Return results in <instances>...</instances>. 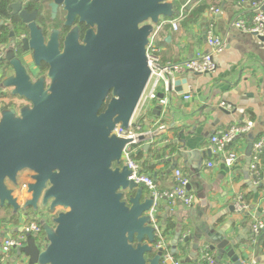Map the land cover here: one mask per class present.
Wrapping results in <instances>:
<instances>
[{
	"label": "water",
	"instance_id": "1",
	"mask_svg": "<svg viewBox=\"0 0 264 264\" xmlns=\"http://www.w3.org/2000/svg\"><path fill=\"white\" fill-rule=\"evenodd\" d=\"M72 2L71 16L96 25V31L89 30L82 45L73 30L62 51L57 32L44 46L21 4L9 6L29 29L24 50L31 51L34 65L43 61L49 70L32 82L13 52L6 53L14 74L2 86L31 106L22 107L18 116L13 109L0 114V204L6 203L14 214L27 208L35 213L41 207L62 209L52 225L42 224L47 242L43 250L28 239L22 252L30 264H161L164 249H155L158 237L149 216L153 198L128 180L130 171L121 165L122 151L131 140L112 132L117 125L129 128L151 75L149 35L160 18L174 15L173 0ZM180 83L186 81L176 82V87ZM253 141L252 136L245 149L248 163ZM24 171L32 173V183L30 199L20 206L5 180L15 184ZM175 238L178 242L179 236ZM215 239L218 245L208 247L218 254L214 264H244L229 242L219 234ZM188 242L185 237L183 243ZM197 251L194 245L184 262L190 263ZM170 253L178 254L176 244ZM223 257L227 260L221 262Z\"/></svg>",
	"mask_w": 264,
	"mask_h": 264
},
{
	"label": "crops",
	"instance_id": "2",
	"mask_svg": "<svg viewBox=\"0 0 264 264\" xmlns=\"http://www.w3.org/2000/svg\"><path fill=\"white\" fill-rule=\"evenodd\" d=\"M239 1L198 0L190 8L203 6V13H191V20L185 16L177 31L166 27L159 36L162 64L188 60L198 51H207L205 34L210 25L226 40V49L214 57L217 70L213 74L179 77V82L186 83H180L168 95L165 114L161 115L157 101L146 99L147 87L132 118L134 124L145 129L155 128L158 121L167 125V131L153 142L138 143L137 151H140L136 155L140 154L141 166L147 161L145 173L152 176L160 190H168L176 185L174 171L179 170L194 196L190 207L162 202L159 209L162 228L164 222L174 225V230L165 236L167 248L171 252L176 244L178 254L173 257L183 262L194 245L198 251L191 262L204 250L216 258L217 252L208 247L218 245L215 237L219 234L232 245L244 264H264V230L254 241L250 233L251 223L264 219V153L259 182L249 171L245 158L250 137L255 140L264 135V38L231 28L235 18L250 17L247 8L238 5ZM215 10L220 13L215 15ZM157 92L160 97V90ZM187 95L191 96L190 100L185 99ZM220 102L229 104L231 111L219 109ZM248 121L253 122L251 133L230 148L238 154L236 163L228 167L213 157L208 149L209 138L219 129ZM151 144L152 151H161L164 156L151 158L149 149H145ZM170 158L172 162L168 163L166 160ZM207 163H212V167H207ZM239 196L247 197L243 201L247 205L243 214L234 210ZM6 227L9 233H15L17 224L6 223ZM176 236L189 237L184 251H180ZM226 260L223 257L221 262ZM4 264L30 263L25 256L12 252Z\"/></svg>",
	"mask_w": 264,
	"mask_h": 264
},
{
	"label": "built area",
	"instance_id": "3",
	"mask_svg": "<svg viewBox=\"0 0 264 264\" xmlns=\"http://www.w3.org/2000/svg\"><path fill=\"white\" fill-rule=\"evenodd\" d=\"M193 0H187L181 7L176 17L160 18L148 38L146 46V59L151 75L147 86L149 87L146 99L149 101H157L161 115L165 114L168 109V95L176 88L175 83L179 82V77L184 74L208 75L213 74L217 70L214 57L221 54L226 49V40L214 32L213 25L207 29L205 34V43L207 51H198L190 59L180 62L161 63L159 52V36L165 27H170L173 31H177L180 22L185 17V8ZM239 6H245L250 17H237L231 22V28L239 33L253 35L258 38H264V0H240ZM219 10H215L214 14H219ZM3 56L0 51V58ZM147 88V87H146ZM160 90V97L158 95ZM144 95V94H143ZM143 98V97H142ZM186 100H190L191 96H185ZM142 100V99H141ZM141 102V101H140ZM217 107L224 111H231V106L225 102H220ZM253 129V122L248 121L245 124H233L227 128L217 130L208 142V149L213 157L230 167L238 160V154L230 149ZM167 131V125L157 122L155 128L145 129L142 125L134 124L131 120L127 130L117 125L112 134L117 137L131 140L127 144L121 155V165L130 171L129 181L134 182L137 186L142 187L153 198V204L149 211L152 226L158 237V243L155 249L163 248L161 264H214L215 257L208 251L204 250L193 262L185 263L179 259H175L167 248L165 237H163L162 224L159 219V209L162 202L169 204H181L190 207L194 203V196L188 191V180L179 170L174 171L176 185L172 189L160 190L157 183L151 175L142 171V166L133 157L136 154L139 136H144L150 142L153 139ZM264 153V135L259 136L253 141L251 153L249 156V171L255 176L257 182L260 178L261 157ZM207 167L211 168L212 163H207ZM26 173L32 174L27 171ZM256 182V183H257ZM32 180H23L19 182V191L14 193V197L20 206L30 199L28 193V185ZM247 209V205L243 202L242 196L235 199L234 210L243 214ZM264 230V219H256L250 225L251 238L254 241ZM43 232L42 224L38 222L36 217L28 220V217L20 212L19 221L15 233H9L6 223L0 227V264H4L12 252H16L21 256H25L22 250L27 246L28 239H33L35 246L41 251L46 245L45 236H41ZM25 258H27L25 256Z\"/></svg>",
	"mask_w": 264,
	"mask_h": 264
},
{
	"label": "flooded vegetation",
	"instance_id": "4",
	"mask_svg": "<svg viewBox=\"0 0 264 264\" xmlns=\"http://www.w3.org/2000/svg\"><path fill=\"white\" fill-rule=\"evenodd\" d=\"M14 2H19L22 6V10H25L31 18L32 22L36 25L37 29L40 31L42 36V43L44 46L51 40V36L54 32L58 33L57 41L59 50L64 49V41L66 36L73 30L78 32V40L82 45L84 44V39L86 33L89 30L96 31V25L89 26L85 22H80L78 15L71 16V11L74 8L72 0H59L55 3V0H17ZM13 2V3H14ZM12 4V3H11ZM52 4H55V11L52 9ZM11 19L1 21L0 25L7 28L10 33L8 36V41L5 43H0V51L3 56L0 58V103L2 107L0 109V114L4 110L13 109L18 116L19 110L24 106H31L29 102L23 98L12 95V88H4L2 83L7 78L13 76L14 70L6 61V53L12 51L17 59L21 61L24 65L25 70L32 82H35L41 77H45L49 66L41 61L39 65H34L31 58V51L24 50V40L29 37V29L27 24L23 22L19 15H12L10 10ZM12 19L16 22L13 23ZM39 50H42L39 47ZM48 82H45L47 87ZM27 171L17 174L16 183L12 184L8 180H5V185L8 189L12 191L13 197L14 193L19 191V182L21 174H26L24 180H32V174L26 173ZM15 198V197H14ZM16 199V198H15ZM7 207L6 203L4 205L0 204V208Z\"/></svg>",
	"mask_w": 264,
	"mask_h": 264
},
{
	"label": "trees",
	"instance_id": "5",
	"mask_svg": "<svg viewBox=\"0 0 264 264\" xmlns=\"http://www.w3.org/2000/svg\"><path fill=\"white\" fill-rule=\"evenodd\" d=\"M14 1H17V0H0V22L11 19V14H10L9 6ZM185 1L186 0H173V6H174V15H173V17H176L177 16V14L179 13V11H180L182 5L185 3ZM196 1H198V0H193L185 8V11H184L185 14L190 9V7L193 5V3H195ZM203 8H204L203 6H200L198 8H195V9H193L191 11V13L192 14H196V12H197V14L198 13H203ZM12 21H13V23L16 22L15 19H12ZM165 29H166V27L160 32V34ZM9 33H10V31L7 28H4L2 25H0V43H5V42L8 41ZM167 148H169V146L166 147L165 149H167ZM148 154L150 155L151 158H152V155H155L157 158L164 156V153H162L161 151H158V150L157 151H152V144H151V146H150V148L148 150ZM133 157H134V159L136 161H138L140 159V154H137V155L134 154ZM146 164H147V161L142 164V171L143 172L146 171L145 170ZM145 192L148 193L146 190H145ZM246 198L247 197H243V201L244 202H246ZM0 211H9L10 212V217H8L7 223H13L15 225L18 223L20 214L19 213L14 214L13 211H12V209L9 206H7L5 208H0ZM23 213L27 216L28 214H34L35 212L31 208H27V209H25L23 211ZM30 219L31 218L28 217V220H30ZM159 219H160V217H159ZM173 230H174V225L171 222H164L163 223V232H162L163 237H165L166 235H168L169 233H171ZM41 236H45L44 231L42 232V235ZM183 239H182L181 236L179 237L178 246L180 247V251H184L186 249V246L185 245H187V243H183ZM263 246H264V241H263ZM174 258L176 259L177 256L174 255Z\"/></svg>",
	"mask_w": 264,
	"mask_h": 264
},
{
	"label": "rangeland",
	"instance_id": "6",
	"mask_svg": "<svg viewBox=\"0 0 264 264\" xmlns=\"http://www.w3.org/2000/svg\"><path fill=\"white\" fill-rule=\"evenodd\" d=\"M192 9H193V7L190 8L185 14V16H188V18H189V19L187 18L188 20H191V17H189V16L191 15ZM1 107H2V103H0V109H1ZM26 176H27L26 174H21V176H20V180L21 181L20 182H22L24 180V178H26ZM61 211H62L61 208H57V209H55L54 212H49L47 207L46 208H42L41 207V208H39V210L36 213L28 214L27 216L29 218L36 217V219H38V222H40L41 224L52 225V223H51L52 218L58 212H61ZM8 217H10V212L9 211H0V227H2V225L4 223H7Z\"/></svg>",
	"mask_w": 264,
	"mask_h": 264
}]
</instances>
